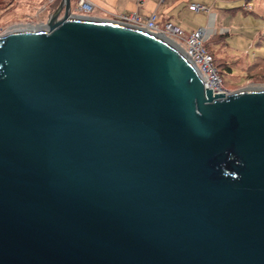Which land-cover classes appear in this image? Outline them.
Masks as SVG:
<instances>
[{
  "label": "water",
  "instance_id": "95a60500",
  "mask_svg": "<svg viewBox=\"0 0 264 264\" xmlns=\"http://www.w3.org/2000/svg\"><path fill=\"white\" fill-rule=\"evenodd\" d=\"M72 6L0 35V264H264V89Z\"/></svg>",
  "mask_w": 264,
  "mask_h": 264
},
{
  "label": "rangeland",
  "instance_id": "374dc122",
  "mask_svg": "<svg viewBox=\"0 0 264 264\" xmlns=\"http://www.w3.org/2000/svg\"><path fill=\"white\" fill-rule=\"evenodd\" d=\"M40 2L41 0H0V35L15 26L32 24L37 27L44 24L56 9L52 7L38 12ZM72 3L74 5L76 0H72ZM250 4V11L241 7L237 11L222 9L224 6L241 5L248 8ZM217 6L215 11H219L220 16L214 27L219 34L216 42L208 40L207 43L215 47L212 52L219 69L223 71L227 87L232 92L264 89V60H260L264 58V13H259L264 10V0H229L228 3L221 0ZM97 10L98 8L92 13ZM100 11L109 14L107 11ZM110 16L115 18L118 14L111 13ZM222 26L229 28V31L223 32Z\"/></svg>",
  "mask_w": 264,
  "mask_h": 264
},
{
  "label": "built area",
  "instance_id": "2783aa9c",
  "mask_svg": "<svg viewBox=\"0 0 264 264\" xmlns=\"http://www.w3.org/2000/svg\"><path fill=\"white\" fill-rule=\"evenodd\" d=\"M57 1L58 0H41L37 7L38 12L50 9ZM248 7L251 6L249 5ZM190 8L196 11L209 9L205 4L198 2L190 3ZM94 10L95 4L92 0H76V3L72 6L71 16L96 19L92 13ZM159 19L157 11L151 12L148 16H142L139 12L133 11L130 13L118 14L115 18L110 19V21L143 28L152 33L164 35L174 42L176 41L200 71L205 81L206 88L213 89L214 93H232L225 84L215 64L213 54L207 47V41L209 40L208 32L204 28H200L191 34H186L182 28L171 22H167L163 25L160 24Z\"/></svg>",
  "mask_w": 264,
  "mask_h": 264
},
{
  "label": "crops",
  "instance_id": "0c3cea01",
  "mask_svg": "<svg viewBox=\"0 0 264 264\" xmlns=\"http://www.w3.org/2000/svg\"><path fill=\"white\" fill-rule=\"evenodd\" d=\"M95 4V9L93 16L99 20H110L113 14L130 13L137 11L142 16H148L153 11H157L159 14L160 24H165L171 22L184 30L186 34H191L192 32L204 28L211 37H215L219 34L214 27L219 20L220 12L215 11L219 1L221 0H92ZM224 3H228L229 0H222ZM231 1V0H230ZM249 1V0H246ZM198 2L205 4L209 9L196 11L190 8V3ZM246 5L241 6H224L223 10H233L237 11L241 8L245 11H250L246 8ZM249 6V5H248ZM245 7V8H244ZM107 11L109 14L102 13ZM260 11V10H259ZM207 13V14H206ZM224 13V12H223ZM259 13H264L262 10ZM224 17V16H223ZM221 30L223 32L229 31V28L222 26ZM215 34V36H214ZM213 40V39H212ZM216 42V39L213 40ZM211 46V45H210ZM212 49L215 47L211 46Z\"/></svg>",
  "mask_w": 264,
  "mask_h": 264
},
{
  "label": "trees",
  "instance_id": "16d2710c",
  "mask_svg": "<svg viewBox=\"0 0 264 264\" xmlns=\"http://www.w3.org/2000/svg\"><path fill=\"white\" fill-rule=\"evenodd\" d=\"M60 1H61V0H58V1H57L52 7L56 9V8L58 7ZM52 7H51V8H52ZM216 37H217V36H215V37H211V38L209 39L208 42L212 41V39H213V40L216 39ZM207 47H208L209 51L213 54V52H212V47H211L208 43H207ZM213 56H214V54H213ZM214 60H215V64L217 65V62H216V58H215V56H214ZM260 60H264V58H260ZM217 67H218V69H219V66H218V65H217ZM227 69L229 70V67H228ZM219 72H220L221 76L223 77V75H222V72H223V71H221V70L219 69ZM223 80H224V78H223ZM224 82H225V80H224ZM225 84H226V82H225Z\"/></svg>",
  "mask_w": 264,
  "mask_h": 264
}]
</instances>
